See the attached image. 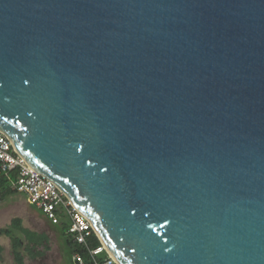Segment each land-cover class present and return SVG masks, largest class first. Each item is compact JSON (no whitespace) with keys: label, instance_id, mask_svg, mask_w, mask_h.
Wrapping results in <instances>:
<instances>
[{"label":"water","instance_id":"1","mask_svg":"<svg viewBox=\"0 0 264 264\" xmlns=\"http://www.w3.org/2000/svg\"><path fill=\"white\" fill-rule=\"evenodd\" d=\"M0 130L120 264H264V0H0Z\"/></svg>","mask_w":264,"mask_h":264},{"label":"built area","instance_id":"2","mask_svg":"<svg viewBox=\"0 0 264 264\" xmlns=\"http://www.w3.org/2000/svg\"><path fill=\"white\" fill-rule=\"evenodd\" d=\"M4 179L18 193L26 194L29 201L41 209L53 223H59L62 214L69 218V235L75 243L88 248L90 253V259L87 260L80 252H76L73 255L74 264H120L107 251L102 241L101 246L89 248L88 237L93 232L98 235L89 217L56 182L31 166L17 151L11 138L0 130V186L5 184ZM105 251L108 255L100 259L98 256Z\"/></svg>","mask_w":264,"mask_h":264},{"label":"rangeland","instance_id":"3","mask_svg":"<svg viewBox=\"0 0 264 264\" xmlns=\"http://www.w3.org/2000/svg\"><path fill=\"white\" fill-rule=\"evenodd\" d=\"M14 217H20L23 225L38 232H46L49 241L46 246H42L44 256L31 255L26 251L27 242H24L23 251L25 264H73V259L68 255L65 239L60 231L61 225H54L43 214L36 211L25 199L23 194L15 193L0 201V245L3 250L0 256V264H16L14 259L12 239L2 233V229L8 227ZM66 215L62 214L64 221ZM47 254V256H46Z\"/></svg>","mask_w":264,"mask_h":264},{"label":"trees","instance_id":"4","mask_svg":"<svg viewBox=\"0 0 264 264\" xmlns=\"http://www.w3.org/2000/svg\"><path fill=\"white\" fill-rule=\"evenodd\" d=\"M10 175V174H9ZM4 183L0 187V201L4 198L13 195L15 193H18L10 183H7V179H4ZM56 225H61L60 231L62 237L65 239L68 249V255L70 259H73V255L76 252H80L87 260L90 259V253L89 249L86 248L83 245L75 243L71 236L68 233L69 229V221L67 217L64 218V221L61 220L59 223H53ZM2 233H5L6 235L10 236L12 239V247H13V253H14V259L16 264H25V257L23 254V251L21 248H23L24 242H27L26 251L30 252L33 256H38L42 254V251L39 249L40 247H44L47 244L44 243L45 241H49L48 236L44 233H40L36 230L30 229L23 225L22 219L20 217H14L9 224L8 227L3 228ZM45 244V245H44ZM88 245L89 248L94 249L102 245L101 239L99 236L93 232L88 237ZM3 248L0 245V256ZM108 253L105 251L98 257L100 259H103L105 256H107ZM74 264V262H73Z\"/></svg>","mask_w":264,"mask_h":264},{"label":"crops","instance_id":"5","mask_svg":"<svg viewBox=\"0 0 264 264\" xmlns=\"http://www.w3.org/2000/svg\"><path fill=\"white\" fill-rule=\"evenodd\" d=\"M3 185V184H2ZM1 185V186H2ZM0 186V187H1ZM18 194H23L24 196H25V199H27V201L30 203V205L36 210V211H38L39 213H41V214H43L46 218H48L46 215H45V213H43V211L41 210V209H39L38 207H36L35 205H33L30 201H29V199H28V196L26 195V194H24V193H18ZM49 219V218H48ZM68 219V221H69V224H70V220H69V218H67ZM52 223H53V221L51 220V219H49ZM62 220V219H61Z\"/></svg>","mask_w":264,"mask_h":264},{"label":"flooded vegetation","instance_id":"6","mask_svg":"<svg viewBox=\"0 0 264 264\" xmlns=\"http://www.w3.org/2000/svg\"><path fill=\"white\" fill-rule=\"evenodd\" d=\"M41 233H42V234L45 233V234L48 236V234H47L46 232H41ZM44 243L47 244L48 242L44 240ZM45 244H44V245H45ZM40 249L42 250V247H40ZM44 255H45V254H41L40 256L42 257V256H44ZM46 256H47V254H46ZM36 258H38V257L36 256Z\"/></svg>","mask_w":264,"mask_h":264}]
</instances>
